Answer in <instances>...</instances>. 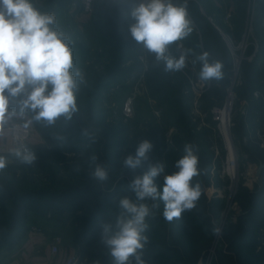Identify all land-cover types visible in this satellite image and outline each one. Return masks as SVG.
<instances>
[{
  "label": "rangeland",
  "instance_id": "rangeland-1",
  "mask_svg": "<svg viewBox=\"0 0 264 264\" xmlns=\"http://www.w3.org/2000/svg\"><path fill=\"white\" fill-rule=\"evenodd\" d=\"M73 1L79 4L81 2V0ZM120 1L116 3L119 5ZM31 2L42 13L48 4V0H31ZM75 2L73 4L77 6ZM134 2L137 5L139 0H134ZM236 3V7H239L237 14L235 13V5L230 0H206L205 4L202 5V2L199 4L201 15L218 32L230 61L229 84L223 91L224 96L222 98L219 96L212 97L214 104L209 111L201 103L205 93L212 89V84L209 81L204 82L199 79L197 66L199 53H194L189 48V43L192 41L191 36L189 35L177 41L175 46L176 59L187 54L186 67L182 70L192 73L190 78V106H188L189 120L195 125L196 132L207 130L203 142L206 144L208 151L214 154L209 180L207 185L203 186L204 195L209 203L221 201V205L217 207L216 211L211 210L208 212L214 229H220L219 235L212 231L210 246H202L199 248L200 250H195V247L182 249L184 255H175L176 260L184 258L187 262L193 261L195 264H264V219L261 218L264 216V204L261 206L251 205V200L248 198L253 193L259 192L262 185L261 177H256L259 163L250 161L249 153H253L257 146L259 150H264V125L257 127L255 134L251 130L250 136L247 138H239L236 134V127L241 126V123L243 125V118L247 115L248 109V101L238 95L239 90L245 83L246 76L243 68L258 59V51L254 55L255 45L258 46L259 40H262L261 34L264 35V24L261 27L260 23L258 25L257 20L254 22L255 18L252 19V14L254 13L255 17V13L258 15V9L264 8V6L259 4L256 6V0L255 4L251 5L249 0L248 3L247 0H240L239 3ZM261 3L264 5V0ZM103 4H105V0H94L93 13L88 17L82 16L80 10L77 13L74 8H70L67 12L52 13L57 21L55 27L69 37V47L73 53V71L78 69L83 77V82L80 81V77H77L78 111L73 115L84 130L88 131V139L92 141L87 154L65 153V162L60 166H55L54 172H56L57 177H53L52 173L27 166L29 177L34 178L37 188L54 190L57 186L63 188L68 183L80 181L108 194L123 179L129 184L133 173L122 167V160L144 139L150 140L154 144V149L150 154L149 161L145 163L143 168L137 170V174L147 171L149 164L157 160L166 163L165 174H169L175 171L174 162L182 155V152H178L174 147V137L178 134V128L171 126L173 121L168 122L166 120L165 108L160 105L148 88L146 75L149 71L150 52L144 48L136 54L137 63L134 62L135 59H132L135 53L130 52L131 58L126 67H135V71L125 74L122 78H117L106 87L101 95L92 96L91 93L97 86V82H101V78L108 70L111 61L110 50L112 47L103 42L91 23V18L96 17L98 10H100L99 7H102ZM232 10L234 14L231 17ZM242 11L244 12L242 13ZM241 21H243V25L240 24ZM236 23H239V25H236ZM191 27L194 32L200 33L192 22ZM120 28L118 33L123 35V41H132L129 26L125 25ZM259 31H262V33ZM81 47L85 50H82ZM251 48H253V51L248 54ZM83 52L86 55L84 61H82ZM137 65L140 67L138 68ZM259 96V93L254 95L256 99ZM227 104H229L227 109L228 135L236 162L234 179L228 176L226 172L230 153L225 136L220 128L223 126L221 118L223 119L226 116ZM30 121L31 124L27 126H30L31 128H29L32 131L30 143L33 141L35 142L34 145H45L44 137L36 130L33 120L30 119ZM157 128H159V131ZM160 132L163 133L162 137L166 145L164 154L157 153V149L162 148L159 146ZM246 146L248 147L247 150ZM222 151L225 153L224 157L221 156ZM13 152V149L0 151V156L7 159V165L16 163L17 158L12 154ZM166 152L170 155L173 154V156L178 153L180 156L175 155L172 159H169ZM93 157L96 158L95 161H93ZM216 161L218 164L215 163ZM96 163L103 164L108 170L109 178L103 183L92 179L91 173ZM72 168H76L77 172L79 171L78 174L83 175L85 179H82L80 175L73 179L70 174L76 173V170H71ZM162 180L163 175L157 178L156 183ZM255 202H258L256 197L254 198ZM149 203L158 205L154 207V218L163 216V202L157 200ZM77 215L78 218L82 217L81 214ZM246 216L256 223L249 229L258 239L257 244L254 246L255 250L250 253L230 249L229 240L231 238L227 239L231 234L227 235L228 238H225L226 235L224 236V231L229 228L230 224H243L246 220L244 218L242 220L241 217ZM30 220V222H37L31 224L32 229H39L36 226L39 223L45 227L47 235L41 233L38 236L49 237L48 234H58L61 240L60 253L57 256H51L52 261L57 260L60 256L64 258L68 252H74V255L78 258V264H112L107 249L98 251L90 259L80 263V253L73 243L75 234L81 227L82 222L79 223L76 216L65 215L57 220L47 219L42 221L39 218H31ZM174 246L178 247L177 245ZM199 251L200 253H198ZM223 254L230 259H223Z\"/></svg>",
  "mask_w": 264,
  "mask_h": 264
},
{
  "label": "trees",
  "instance_id": "trees-1",
  "mask_svg": "<svg viewBox=\"0 0 264 264\" xmlns=\"http://www.w3.org/2000/svg\"><path fill=\"white\" fill-rule=\"evenodd\" d=\"M117 1L119 2L120 0H105V4L99 7L100 10L98 12L96 11V17L91 18V23L96 33L106 45L112 47L110 50L111 61L109 68L105 71L101 82H97V86L91 93L92 96L101 95L106 87L117 78H122L125 74L135 71V67H126L127 62L131 58L130 52L135 53L132 59H135L134 62L137 63L136 54L143 48L142 44L135 42L133 39L132 41H123V35L118 33L121 26H130L134 22L130 16V11L135 7L136 3L134 0H121L118 5ZM230 1L235 5L240 0ZM74 2L73 0H48L43 13L67 12ZM201 2L203 5L206 3V0H173V3L178 5L186 3L188 19L200 32L198 34L193 29L190 34L192 41L189 43V48L194 53H199V55L203 52H208L210 54V62L218 60L223 65L222 79L209 81L212 84V89L205 93L201 103L209 111L210 107L214 104L212 97L219 96L222 98L224 96L223 91L229 84L230 61L218 32L209 25L205 17L200 13L199 4ZM261 2L262 0H256V6L257 4L264 6ZM75 3L79 5L78 2ZM238 9L239 7L235 5L236 14ZM76 10L78 13L79 9L77 8ZM233 10L231 17L234 14ZM189 13L190 15H188ZM257 14L255 13L254 22L257 20L258 25L260 23L262 27L264 24V8H259ZM240 24L243 25V21ZM236 25H239V23H236ZM262 31L259 32L262 33ZM261 36L262 40H259L258 44V59L243 68L246 76L245 83L239 90L238 95L248 101V109L247 115L243 118V125L241 123V126L236 127V134L239 138L249 137L251 130L255 134V129L264 125L263 33ZM175 46L176 42L170 45L168 50V54L174 58H176ZM81 49L83 50L84 48L81 47ZM252 51L253 48L248 51V54H251ZM85 56V52H83L82 61H84ZM149 58V71L146 75V82L153 96L165 108L166 120L168 122L173 121L171 126L178 128V134L174 137L175 149L178 152H182L183 145L189 141L199 148L202 174L196 180L201 184L202 194L196 207L191 211L182 213L179 219L168 222L163 216H160L157 218L153 217L150 220V230L147 233L149 240L143 250V259L146 264H195L193 261L187 262L184 258L176 260L175 255H184L182 249L186 250L187 248L195 247V250H200L199 248L202 246H210L214 225L208 212L211 210L216 211L217 207L221 205V201L209 203L204 195L203 186H206L209 180L214 154L208 151L206 144L203 142L207 130L196 132L195 125L189 120L188 106H190V78L192 73L184 70L165 71L164 62L157 61L155 54L150 53ZM197 63L200 70V62L198 61ZM137 66L138 68L140 67L139 65ZM255 93H259L260 95L257 99L254 97ZM10 111L19 114L15 104L11 106ZM24 115L32 119L33 113L29 111L24 113ZM76 119L74 115L70 120H66L61 116L52 125H47L44 121L36 122L33 120L36 130L45 139V145L29 144L28 146V149L36 155L37 159L35 163L28 165L16 159L15 164L7 165L0 170V264L7 263L10 256L24 242L27 234L33 227L31 224L37 223L36 221L30 222L31 218H39L44 221L47 219L57 220L65 215L76 216L77 221L79 223L82 222L81 227H79V230L75 234L73 243L80 253V263L90 259L98 251L107 249L101 242L102 223L111 221L116 216L118 212L116 201L119 197L134 196L125 179L121 180L113 191L108 194L103 190L101 191L92 185L80 181L68 183L63 188L57 186L54 190L40 189L36 187L34 178L29 177L30 174L26 169L27 166L33 167L39 171L52 173L53 177H57L56 172H54L55 166H60L65 162V153L87 154L92 140L88 139V131L84 130ZM157 130L159 131V128ZM160 133L159 146L162 148L157 149V153L164 154L166 145L162 137L163 133ZM182 136L184 138L181 139ZM91 144L93 146V142ZM247 148L246 146V150ZM253 153H249L250 161L257 162L259 165L260 163L264 164V150H259L257 146ZM166 154L169 159H172L175 155L180 156L178 153H175L174 156L173 154H168V152ZM224 154L222 151L221 156L224 157ZM215 163L218 164L217 161ZM71 170H76V173L70 174L73 179L80 175L76 168H72ZM80 176L82 179H85L83 175ZM260 177L262 181L260 191L248 197L251 200V205L256 204V206H261L264 204V170ZM162 184L163 180L157 182V185ZM255 197L258 199L257 203H254ZM77 214H81L82 217L78 218ZM243 218L246 220L245 223L230 224L229 228L224 231V236L226 235L225 238L229 237L227 240L231 238L229 240L230 249L250 253L255 250L254 246L257 244L258 239L250 231L249 227L256 223L249 220L248 216L241 217L242 220ZM261 218L264 219V216ZM36 226L47 235L43 225L39 223ZM229 233L231 235L227 237ZM48 235L50 239L58 237L57 233ZM222 258L230 259L224 254Z\"/></svg>",
  "mask_w": 264,
  "mask_h": 264
},
{
  "label": "clouds",
  "instance_id": "clouds-1",
  "mask_svg": "<svg viewBox=\"0 0 264 264\" xmlns=\"http://www.w3.org/2000/svg\"><path fill=\"white\" fill-rule=\"evenodd\" d=\"M134 21L129 26L131 38L163 61L165 71H181L186 67L187 54L176 59L168 54L169 46L189 36L193 31L187 16L186 3L173 0H140L131 9ZM52 13H42L31 0H0V129L15 104L19 114L32 112V120L52 125L63 116L70 120L78 111L77 77L73 71V53L67 34L55 27ZM208 52L201 53L198 73L201 81L220 80L223 65L209 60ZM154 144L141 140L134 150L122 160V167L133 173L128 187L133 197L121 196L116 201V216L101 225V242L108 250L112 264H146L143 250L148 243L150 220L154 217L150 201L163 202V217L171 222L181 214L191 211L202 194L196 180L201 174L199 148L186 142L182 155L174 162L175 171L165 174L166 163L160 160L149 164L147 171L137 170L149 161ZM22 163L31 165L36 155L26 146L17 147L12 153ZM96 158L93 157V161ZM7 166V159L0 156V170ZM163 175V184L156 180ZM92 179L103 183L108 180L107 168L96 163ZM220 234V229L213 230Z\"/></svg>",
  "mask_w": 264,
  "mask_h": 264
},
{
  "label": "crops",
  "instance_id": "crops-1",
  "mask_svg": "<svg viewBox=\"0 0 264 264\" xmlns=\"http://www.w3.org/2000/svg\"><path fill=\"white\" fill-rule=\"evenodd\" d=\"M71 8L73 9V4ZM12 123H21L28 126L31 124V121L24 114L15 113L9 116L4 127L0 129V151L13 149L10 134L7 131L9 125ZM30 144L34 145L35 142L31 141ZM47 237L34 235L31 232L28 233L22 245L10 256L6 264H61L69 256L74 255V252H68L64 258L60 256L57 260L52 261L51 247L54 244V240ZM46 240L49 242L47 243Z\"/></svg>",
  "mask_w": 264,
  "mask_h": 264
},
{
  "label": "built area",
  "instance_id": "built-area-1",
  "mask_svg": "<svg viewBox=\"0 0 264 264\" xmlns=\"http://www.w3.org/2000/svg\"><path fill=\"white\" fill-rule=\"evenodd\" d=\"M140 2V0H139ZM250 5L255 4V0H249ZM77 7L80 10V13L82 16H90L93 13L94 10V0H81L79 5L73 4V8ZM254 18V13L252 14V19ZM258 51V46L255 45V50H254V55ZM7 131L10 134L11 142H12V147L13 150H15L17 147L23 145L28 148L32 136V131L29 127L20 124V123H13L11 124ZM228 165H231V167L236 169V162L235 160H232L230 163L227 160V167H226V172L227 169L229 168ZM229 176V174H228ZM235 177V176H234ZM234 179V178H233ZM31 232L34 233L35 235H41L43 233L40 229L33 228L31 229ZM60 245H61V240L59 237H56L54 239V244L51 247V255L52 256H57L60 253ZM78 258L76 255L69 256L63 264H78Z\"/></svg>",
  "mask_w": 264,
  "mask_h": 264
},
{
  "label": "bare ground",
  "instance_id": "bare-ground-1",
  "mask_svg": "<svg viewBox=\"0 0 264 264\" xmlns=\"http://www.w3.org/2000/svg\"><path fill=\"white\" fill-rule=\"evenodd\" d=\"M229 107V104H227L226 106V116H224V118L222 119V115L220 116L221 118V121H222V124L223 126L220 127L224 136H225V139H226V144H227V148H228V151H229V159H228V162L230 163L232 160H234V154L232 152V145H231V142L229 140V135H228V118H227V109ZM228 169H227V174H229V176L233 179L234 176L236 175V171H235V168L231 167V165H228Z\"/></svg>",
  "mask_w": 264,
  "mask_h": 264
},
{
  "label": "water",
  "instance_id": "water-1",
  "mask_svg": "<svg viewBox=\"0 0 264 264\" xmlns=\"http://www.w3.org/2000/svg\"><path fill=\"white\" fill-rule=\"evenodd\" d=\"M263 170H264V164H263V163H260V165H259V167H258V170H257V172H256V177H257V178H259V177L261 176Z\"/></svg>",
  "mask_w": 264,
  "mask_h": 264
}]
</instances>
